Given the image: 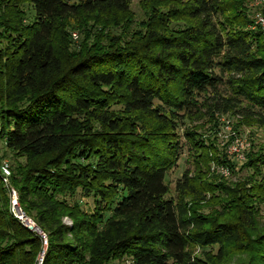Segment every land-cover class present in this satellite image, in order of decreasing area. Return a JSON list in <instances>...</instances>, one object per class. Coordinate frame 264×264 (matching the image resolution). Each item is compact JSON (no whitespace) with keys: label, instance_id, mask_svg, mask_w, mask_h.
Masks as SVG:
<instances>
[{"label":"trees","instance_id":"obj_1","mask_svg":"<svg viewBox=\"0 0 264 264\" xmlns=\"http://www.w3.org/2000/svg\"><path fill=\"white\" fill-rule=\"evenodd\" d=\"M23 3L33 10L27 22ZM128 3L0 0V13L8 11L0 15V140L15 159L22 207L47 235L42 264H221L233 246L264 259V224L249 194L264 198L262 148L248 151L250 173L230 188L203 180L210 150L232 169L230 160L197 128L179 131L186 118L227 113L264 126V34L248 27L241 0H189L174 12L151 10L142 41L97 42L64 64L53 42L61 19L126 12ZM258 9L264 16V0ZM184 17L193 22L178 24ZM136 112L158 126L150 130ZM184 148L193 169L176 180L173 197L166 174ZM205 192L221 213L193 205ZM41 250L40 235L11 213L0 179V264H34Z\"/></svg>","mask_w":264,"mask_h":264},{"label":"rangeland","instance_id":"obj_2","mask_svg":"<svg viewBox=\"0 0 264 264\" xmlns=\"http://www.w3.org/2000/svg\"><path fill=\"white\" fill-rule=\"evenodd\" d=\"M69 1L75 2L78 0ZM188 1L189 0H129L126 12H116L115 10H110L98 13L81 12L77 17L70 15L64 20L61 19L57 23V27L53 34L54 46L63 58L64 64H67L73 57L72 54H70L71 52H77L83 47H92V44H97V42L99 43V46L103 48L114 44L122 46L132 42L135 43L142 41L145 32V24L150 18L149 13L151 10L155 8L157 11L159 10L160 12L164 11L165 13H170L175 10H181V8L187 4ZM241 1L243 4L240 8V13L244 15V17L246 16L247 19L253 21L247 24L248 27L254 28L258 26L261 29V25L257 21L260 14L258 7L260 6L262 0ZM21 8L28 15L25 19V22H27L30 19L33 10L29 4L26 3L21 4ZM7 13L8 11L6 14ZM1 14L3 16L6 15L4 14V10L0 13V15ZM176 15L177 13L175 16ZM229 15L232 14L229 13ZM178 21H180L178 24L182 25L183 23H188L191 20L186 17L185 19L178 18ZM171 25H175V23H171ZM0 31L3 32V35H0V46H4L7 44V40L4 38V29L0 28ZM262 33L264 34L263 31ZM133 115H135L139 121L143 120L150 130L154 126H158L155 121L152 125L150 119L141 112H136ZM193 118H186L182 122L179 131L182 133L185 128H197V130L202 133L205 138L210 139V141L214 143L215 151L220 154L223 153L226 156L224 157L230 160L233 165L231 169L230 165L217 162L214 158L215 152L210 150L208 153L210 158L209 172L207 176H204L205 178L203 177V180L208 177H216L218 179L225 180L229 183L230 188H234V183L242 181V178L250 173V169H247L245 166L248 151H256L257 149L262 148L264 152V126L257 123H245L243 122V119H240V117L234 113L215 114L214 116L212 115L208 117H201L200 115L199 118ZM97 126L98 125H95V127ZM187 156V150L184 148L182 155L177 160L176 166L166 174V181L169 184V194L173 195V197L176 195L174 191L176 180L181 177L185 169H193L190 161L188 162L187 160ZM18 159L19 161L24 162L22 157H19ZM4 161L8 162L12 172V168L15 165V159L12 156V151L7 149L4 142L0 140V163H3ZM234 167L237 169L233 172ZM11 176L9 180L11 185H14ZM0 179L5 187L1 175ZM16 190L18 193L17 188ZM6 191H8L7 188ZM258 193L262 194V192L256 191L254 193L249 192L250 200L254 201V207L256 210H259V224H264V198H262ZM218 195L222 196L224 199L231 197V195L226 194L225 191H215V196ZM210 197L211 193L205 192L204 199L194 201L193 205L198 211H200V213L205 215H214V212L221 213L223 208L215 203L214 198L210 199ZM18 203L22 207V203L19 200V193ZM80 205L83 209L89 210L93 206V201L88 197H80ZM228 209L229 214L233 215L235 213L234 209L225 208L226 211H228ZM27 215L33 219L31 215ZM61 219L62 223L68 225L71 224L70 216L63 215ZM43 233L46 235L45 232ZM46 245L43 244V250L38 253L35 260H37L39 256H44L47 247ZM190 249L192 251V255H197L201 250L200 247L194 244H191ZM230 252V256L221 264H264V259H258V250H254L252 248L240 249L233 246L231 247ZM129 263V258L123 257L120 259L110 260L108 264ZM34 264H36V262Z\"/></svg>","mask_w":264,"mask_h":264},{"label":"built area","instance_id":"obj_3","mask_svg":"<svg viewBox=\"0 0 264 264\" xmlns=\"http://www.w3.org/2000/svg\"><path fill=\"white\" fill-rule=\"evenodd\" d=\"M261 25V30L264 32V16L259 14L258 21ZM0 175L2 177V180L5 184V187L8 189V195H9V205H10V211L13 214V216L20 221L25 227L28 229L38 233L40 237L42 238V243L46 245L47 243V237L43 233V231L40 229V227L35 223V221L30 218L25 210L19 205L18 203V193L16 188L11 185L10 183V176H11V170L8 165V162L4 161L3 163H0ZM43 256H39L36 260V264H42Z\"/></svg>","mask_w":264,"mask_h":264}]
</instances>
